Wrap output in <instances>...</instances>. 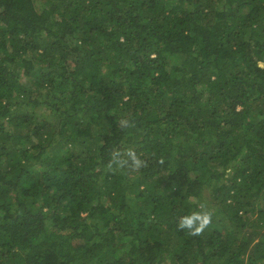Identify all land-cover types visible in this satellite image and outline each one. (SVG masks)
Listing matches in <instances>:
<instances>
[{
  "label": "trees",
  "instance_id": "obj_1",
  "mask_svg": "<svg viewBox=\"0 0 264 264\" xmlns=\"http://www.w3.org/2000/svg\"><path fill=\"white\" fill-rule=\"evenodd\" d=\"M0 264H264V0H0Z\"/></svg>",
  "mask_w": 264,
  "mask_h": 264
},
{
  "label": "clouds",
  "instance_id": "obj_2",
  "mask_svg": "<svg viewBox=\"0 0 264 264\" xmlns=\"http://www.w3.org/2000/svg\"><path fill=\"white\" fill-rule=\"evenodd\" d=\"M132 126H134V124L130 123L127 119H121L118 122V127L121 129ZM144 167H147V161L142 159L131 149L124 152H114L107 164V168L110 171L127 169L131 172H138ZM212 217L213 212L205 203H201L198 211H191L180 217L177 222V227L181 230H186L188 235L198 236L210 226Z\"/></svg>",
  "mask_w": 264,
  "mask_h": 264
},
{
  "label": "rangeland",
  "instance_id": "obj_3",
  "mask_svg": "<svg viewBox=\"0 0 264 264\" xmlns=\"http://www.w3.org/2000/svg\"><path fill=\"white\" fill-rule=\"evenodd\" d=\"M28 57H30V55H28Z\"/></svg>",
  "mask_w": 264,
  "mask_h": 264
}]
</instances>
